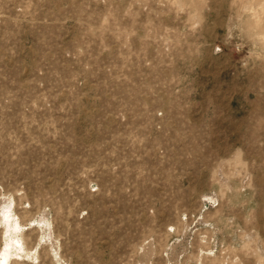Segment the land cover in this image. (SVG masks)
Wrapping results in <instances>:
<instances>
[{"label":"rangeland","instance_id":"rangeland-1","mask_svg":"<svg viewBox=\"0 0 264 264\" xmlns=\"http://www.w3.org/2000/svg\"><path fill=\"white\" fill-rule=\"evenodd\" d=\"M0 264H264V0H0Z\"/></svg>","mask_w":264,"mask_h":264}]
</instances>
